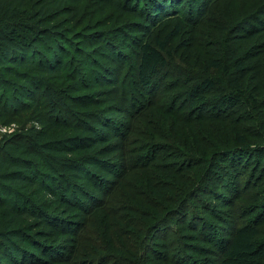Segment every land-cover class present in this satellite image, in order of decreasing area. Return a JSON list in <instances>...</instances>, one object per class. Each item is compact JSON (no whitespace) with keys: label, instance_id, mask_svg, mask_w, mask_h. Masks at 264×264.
Segmentation results:
<instances>
[{"label":"trees","instance_id":"16d2710c","mask_svg":"<svg viewBox=\"0 0 264 264\" xmlns=\"http://www.w3.org/2000/svg\"><path fill=\"white\" fill-rule=\"evenodd\" d=\"M187 3V0H0V130L12 129L11 133L0 136V264H48L40 255L53 262L104 264L83 257L80 246L76 245L73 251L70 249L68 255L66 246L61 248L58 242H47L37 236L38 228L44 223L56 229L61 227L58 231L66 229L59 225L61 220L56 214L47 213L45 208L49 205L54 209L60 201L59 191L71 189L70 179L64 177L60 170L78 171L82 164L87 163L85 156L79 153L104 142L88 120H81V126L77 124L80 126L78 130L82 131L79 135L65 134L60 138L50 134L54 121L62 119L64 114L69 117L72 111L62 87L70 82L79 84L81 69L87 68L91 76L100 79L101 76L94 73L96 61L93 60L92 66L90 59L98 54L95 45L98 46L102 40L106 42L111 33L110 30L99 33L96 29L101 25L107 27L102 17L107 9H112L123 17H135L137 31L143 33L140 36L146 33L147 40L137 44L139 63L136 77L141 87L153 89L155 80L169 65L173 40L183 31L181 25L173 30L157 29V25H161L165 18L187 15ZM252 21L259 20L252 18L247 23ZM260 32L259 28L248 30L246 34L249 36L244 40H253ZM125 45L113 54V61L119 62L117 59L125 57L124 51L130 48L128 42ZM230 45L237 65L233 69L221 59L207 61L210 68L228 76L227 82L217 77H202L189 89L188 106L184 108L189 115L180 117L173 115L176 114L174 108L167 112L152 105L139 109L138 114L131 117L136 127L131 125L130 145L150 144L157 139L169 141L170 149L174 151L165 165L152 168L158 167L159 173L168 172L172 187L164 184L163 179L156 181L160 176L149 175L153 171L145 175L144 189L148 199L152 195L157 197L151 199H165L164 202L160 199V204H163L156 208L157 216H160L153 225L155 233L167 224L169 218L182 217L190 200L209 193L212 183L221 185L225 193L234 192L237 199L242 197L238 183L244 178L245 160L247 163L252 161L250 155L255 148L248 143V136L242 134L241 124L262 122L260 115L256 116L254 112L246 118L240 104H249L255 110L264 106H260L256 98L252 99L254 96L244 83L250 77L252 66H246L238 44L233 42ZM252 59L259 61L255 64V77L263 82L264 50L257 52ZM61 82L63 84L59 85ZM210 91L217 92L212 101L208 97ZM200 112V119H194ZM161 114L163 117L169 114L171 119L169 116L163 118V123L156 125L157 128L148 124L155 123L152 118ZM210 123L217 124L222 130L228 128L230 132L226 136L215 131H200L196 135V131L206 129ZM134 136L143 140L138 137L135 140ZM90 138L92 144L88 142ZM120 150L128 151L127 144L123 143ZM61 156L67 160H60L58 157ZM261 166L264 164H259L257 170ZM138 173L145 174V169L133 171L131 178L136 182V176H141ZM165 190L172 191V194H165ZM115 193L118 194L117 191ZM259 197L264 201V193ZM110 203L114 205L119 201L114 198ZM107 210L109 213L111 209L107 206ZM183 218L177 221L183 224L186 221ZM56 234L44 232L43 235L54 237ZM259 234L255 223H242L234 228L230 237L221 243L219 264H258L264 261V242L258 240ZM206 235L209 234L204 233L203 237ZM83 239L87 241V238ZM100 249L98 247L96 251Z\"/></svg>","mask_w":264,"mask_h":264},{"label":"rangeland","instance_id":"374dc122","mask_svg":"<svg viewBox=\"0 0 264 264\" xmlns=\"http://www.w3.org/2000/svg\"><path fill=\"white\" fill-rule=\"evenodd\" d=\"M187 2V15L176 19L165 18L161 25H157V29L162 30H173L177 25H181L183 31L173 40L169 65L155 80L153 89L141 87L136 77L139 63L137 44L141 40H147L146 33L140 36L143 33L137 31L139 29L135 25V17H123L121 14H115L112 9H107L106 15L102 17L107 27L101 25L96 29L99 33L106 30L111 33L106 42L102 40L98 46L95 45V52L98 54L92 55L90 59L92 66L93 60L96 61L94 73L101 76L100 79L91 76L87 68L81 69L83 73L79 84L70 82L62 87L72 111L69 117L64 114L62 119L54 121L50 134L60 138L65 134L79 135L82 133L78 130L81 120H88L96 127V131H99L98 138L104 140L102 144L98 143L96 148L79 153L85 156L87 163L78 167V171L60 170L64 177L70 179L71 189L59 191L60 201H57L54 209L45 205L47 213H55L57 219L61 220L59 225L66 229L58 231L61 227L56 229L44 223L37 230V236L42 240L58 242L61 248L66 246L65 252L68 255L70 249L73 251L77 245L81 247L83 257L104 264H219L221 243L230 237L234 228L247 222L256 224L260 230L258 240L264 242V201L259 197L260 193H264V167L261 166L257 170L259 164H264V108L255 110L249 104H240L245 111V117L249 118L253 112L256 116L259 114L262 124L254 121L241 124L242 134L248 136V143L255 148L252 150L254 153L250 155L252 161L247 163V159L245 160V167L242 169V172H245L244 178L238 183L242 197L237 199L234 192L225 193L221 185L212 183L209 193L190 200L188 206L183 209L186 212L182 217L169 218L167 224L162 225L158 232H154L155 219L160 216H157L156 208L165 199H151L157 197L155 195L148 199L144 189L145 175L153 171L149 175L160 176L156 181L163 179L164 184L172 187L169 173H159L158 167L165 165L174 151L170 149L172 145L169 141L157 139L150 144L140 142L130 145L131 125L136 127V122L131 118L133 114L136 116L139 109L154 105L156 108H164L167 112L174 108L176 114L173 115H189L184 111L188 106L189 89L202 77H217L222 82H227L228 76L210 68L207 61L213 58L221 59L228 67L233 66L234 69L237 62L230 45L233 42L240 46L238 50L240 54H244L246 66H252L250 77H247L244 83L253 94L252 99L256 98L260 106H264V81L261 82L255 77V64L259 61L252 59L257 52L264 50V0ZM251 12L255 13L251 15ZM252 18L259 21L247 23ZM246 23L248 25L245 26ZM253 28H259L261 32L253 40H244L249 36L246 31ZM125 42L130 46L124 51L125 57L117 59L119 62L113 61L111 57L126 46ZM98 65L100 67H96ZM61 84L63 83H59ZM215 93L217 92L208 93L210 101L215 98ZM248 111L249 114L246 113ZM196 115L194 119L198 120L202 113ZM168 116L171 119V115ZM168 116L158 115L152 118L155 123L152 121L148 124L157 128L156 125L161 126L163 118ZM124 125L129 126L122 127ZM200 131H215L226 136L230 129L222 130L217 124L210 123L206 129L200 128L196 131V135H199ZM6 132L11 133L12 129L0 130L1 138ZM137 137L134 136L135 140ZM88 142H91V138ZM123 143L127 144L128 148L125 153L120 150ZM136 147L137 149L131 150ZM136 150L140 151L137 153ZM58 158L67 160L62 156ZM142 169H145V174L138 173L137 175L141 176H136V182L135 178H131L132 173ZM164 193L169 195L172 191L165 190ZM114 198H117L119 203L110 205ZM107 206L111 209L109 213L108 210L105 211ZM180 218L186 220L185 223H179L177 220ZM68 231L71 233L67 234ZM44 232L57 234L47 237L43 235ZM204 233L209 234L206 235L208 238L203 237ZM83 238H87V241ZM98 247L101 249L97 252ZM36 253L41 254L39 251ZM40 256L43 262L68 264L53 262L45 255ZM258 264H264V261Z\"/></svg>","mask_w":264,"mask_h":264}]
</instances>
